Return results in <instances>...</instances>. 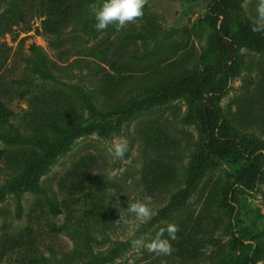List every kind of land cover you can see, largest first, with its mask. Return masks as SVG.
<instances>
[{
  "label": "rangeland",
  "instance_id": "rangeland-1",
  "mask_svg": "<svg viewBox=\"0 0 264 264\" xmlns=\"http://www.w3.org/2000/svg\"><path fill=\"white\" fill-rule=\"evenodd\" d=\"M212 1L148 0L142 19L118 32L97 31L89 5L102 0H0V33L12 26L0 34V264H238L246 256L264 264V178L237 202L228 198L246 154L213 158L176 206L205 145L199 111L209 86L197 99L180 94L107 129L87 127L96 111L120 112L227 60L208 18ZM257 2L240 0L252 23ZM233 36L237 71L222 77L216 104L232 135L264 158V48L246 42L237 23ZM120 138L129 150L115 159ZM148 198L150 221L116 224L129 203ZM170 223L179 228L171 255L132 247Z\"/></svg>",
  "mask_w": 264,
  "mask_h": 264
},
{
  "label": "trees",
  "instance_id": "trees-1",
  "mask_svg": "<svg viewBox=\"0 0 264 264\" xmlns=\"http://www.w3.org/2000/svg\"><path fill=\"white\" fill-rule=\"evenodd\" d=\"M208 18L216 26V45L219 51L226 56L227 60L207 65L200 72L183 77L150 95L132 102L120 112L102 114L96 111L94 120L87 125L90 129H107L119 124L128 116L145 107L169 100L177 95L187 94L191 98L197 99L203 90L209 86V92L199 111V120L205 134V145L194 164L189 191L182 195L176 206L187 200L202 172L215 157H222L239 151L241 155L246 154L249 158L248 162L238 172L234 185L230 189L228 198H231V203L237 202L238 195L241 192L254 190L264 178V158L262 153L253 146L249 139H240L232 135L228 125L223 121L219 107L216 104L217 99L226 88V83L222 80V77H230L237 71L239 43L233 36L234 23L238 24L245 41L255 47L264 48V33L252 32L253 23L245 17L240 0H213L208 10ZM42 22L49 27L47 18L43 19ZM11 30L12 26L9 25L0 34H6L11 32ZM36 30L39 31V27ZM217 77L218 80H216ZM5 91H7V88L0 87V113L6 111L2 96ZM248 260L247 256L243 257L238 264H248Z\"/></svg>",
  "mask_w": 264,
  "mask_h": 264
},
{
  "label": "clouds",
  "instance_id": "clouds-1",
  "mask_svg": "<svg viewBox=\"0 0 264 264\" xmlns=\"http://www.w3.org/2000/svg\"><path fill=\"white\" fill-rule=\"evenodd\" d=\"M148 0H102L100 4H90L89 10L96 20L97 31L106 30L109 25H114L116 31L123 30L127 25L133 24L142 19L145 6ZM256 16L252 25L253 33H264V0H258L255 9ZM129 150V143L126 139L120 138L112 143L110 154L115 159H123ZM151 198L146 201H136L129 203L127 214L119 212V218L115 221L117 225H129L135 222L138 226L150 221L156 215V211L151 206ZM133 219H130V216ZM179 228L176 224L170 223L166 228H161L148 242L145 239L137 238L131 241L135 249L144 248L147 252L156 256H169L174 251L170 240L176 239ZM165 233L168 238H165Z\"/></svg>",
  "mask_w": 264,
  "mask_h": 264
}]
</instances>
